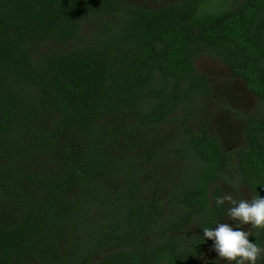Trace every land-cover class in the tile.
<instances>
[{
    "label": "trees",
    "instance_id": "trees-1",
    "mask_svg": "<svg viewBox=\"0 0 264 264\" xmlns=\"http://www.w3.org/2000/svg\"><path fill=\"white\" fill-rule=\"evenodd\" d=\"M233 1L0 0V264H221L232 157L199 58L263 104L235 166L264 197V0Z\"/></svg>",
    "mask_w": 264,
    "mask_h": 264
},
{
    "label": "rangeland",
    "instance_id": "rangeland-1",
    "mask_svg": "<svg viewBox=\"0 0 264 264\" xmlns=\"http://www.w3.org/2000/svg\"><path fill=\"white\" fill-rule=\"evenodd\" d=\"M176 1L179 0H132L136 5L146 8H157ZM234 4L233 0H212L206 5V8L217 11L221 6L229 7V5ZM196 67L201 74L209 76L212 87V98L205 102L204 112L205 119L210 125V132L220 140L223 148L227 149L232 157V161L223 172L221 179L224 194L230 193L237 200L243 199L251 203L252 192L241 181V175L235 166L236 152L244 144L245 117L249 113L260 110L263 104L247 90L243 81L234 76L222 62L206 56L197 59ZM165 172L167 173V168ZM226 204L228 212L232 205L228 202ZM219 224H228L233 230L244 232H252L253 230L251 223L241 224L239 220H234L228 216ZM214 243L215 241L212 240V245L206 256L209 255L211 259L218 260L221 264H236L235 261L222 259L214 250ZM259 257H264V252Z\"/></svg>",
    "mask_w": 264,
    "mask_h": 264
},
{
    "label": "clouds",
    "instance_id": "clouds-1",
    "mask_svg": "<svg viewBox=\"0 0 264 264\" xmlns=\"http://www.w3.org/2000/svg\"><path fill=\"white\" fill-rule=\"evenodd\" d=\"M225 202L232 205L228 209V217L239 220L241 224L251 223L254 229L264 228V197L254 196L249 203L225 193L223 197H217L215 200L216 205H223ZM250 235H253V232L233 230L228 224H219L215 230L203 228L204 239L215 241L214 250L219 256L227 261H235L236 264H256L260 254L264 252V247L250 242Z\"/></svg>",
    "mask_w": 264,
    "mask_h": 264
},
{
    "label": "flooded vegetation",
    "instance_id": "flooded-vegetation-1",
    "mask_svg": "<svg viewBox=\"0 0 264 264\" xmlns=\"http://www.w3.org/2000/svg\"><path fill=\"white\" fill-rule=\"evenodd\" d=\"M239 79H240V78H239ZM245 87H246V86H245ZM247 90H248V89H247ZM248 91H249V90H248ZM249 92H250V91H249ZM250 93H251V92H250ZM220 221H221V220H220ZM220 221H219V222H220ZM219 222H218V223H219ZM217 225H218V224H217ZM216 227H217V226H216ZM216 227H215V228H216ZM215 228H214V229H215ZM214 229H213V230H214ZM254 230H255V229L253 228L252 232H254ZM248 238H249V237H248ZM211 245H212V244H211ZM263 245H264V244H263ZM210 247H211V246H210ZM210 247H209V248H210ZM262 247H263V246H262ZM209 248H208V249H209ZM207 251H208V250H207ZM206 253H207V252H206Z\"/></svg>",
    "mask_w": 264,
    "mask_h": 264
}]
</instances>
